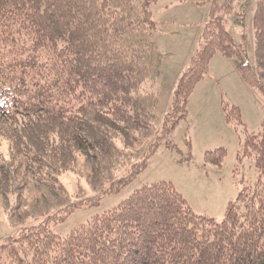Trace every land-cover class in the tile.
I'll use <instances>...</instances> for the list:
<instances>
[{
  "label": "trees",
  "instance_id": "1",
  "mask_svg": "<svg viewBox=\"0 0 264 264\" xmlns=\"http://www.w3.org/2000/svg\"><path fill=\"white\" fill-rule=\"evenodd\" d=\"M157 1L0 0L1 119L26 169L53 193L64 192L58 179L77 153L96 160L95 171L108 172L117 153L140 158L146 136L133 147L126 135L154 134L160 126L149 158L186 117L216 54L242 61L241 75L264 93V0L256 2L252 20L255 66L245 63L226 28L234 0H209L197 50L160 118L162 53L151 10ZM224 109L230 123L243 125L237 106ZM224 155L222 148L207 152L206 163L220 166ZM147 156L121 164L122 175L106 178L102 194L132 181L147 167ZM244 158L258 177L240 180L221 221L197 214L171 182L157 181L65 236L45 221L8 238L0 244V264H264V135L246 134L238 153ZM9 167L0 153L5 195L12 187L3 183L13 182L9 173L16 172Z\"/></svg>",
  "mask_w": 264,
  "mask_h": 264
},
{
  "label": "rangeland",
  "instance_id": "2",
  "mask_svg": "<svg viewBox=\"0 0 264 264\" xmlns=\"http://www.w3.org/2000/svg\"><path fill=\"white\" fill-rule=\"evenodd\" d=\"M256 2L234 0L226 24L237 47L245 53V63L252 66H255L252 20ZM157 3L151 7L155 21L159 20ZM206 6L209 7V4L205 0L200 7L205 9ZM236 23L241 26L242 34L237 30ZM157 36L158 32L156 38ZM166 60V54L162 53L160 79L164 75ZM240 63L242 61L220 54L213 56L209 74L196 85L188 100L186 117L161 140L159 148L149 158V146L160 133V126L154 134L140 131L126 135L125 141L130 142L133 147L146 136L142 140L145 142L140 158H128L117 153L111 157L115 163L108 172L95 171L97 161L89 154L77 153L73 161H68V165L66 163L68 169L59 176L58 180L64 190L60 194L53 193L48 187L38 183L29 173L26 169L27 160L15 150L12 132L2 122L0 115V153L5 166L16 170L15 173H9L13 182L3 183L12 187L11 192L5 195L4 190L0 189V244L45 221L54 232L65 236L74 227L86 223L93 215L116 206L136 189L157 181L171 182L197 214L221 221L227 205L236 199L243 185L240 180H256L258 177L251 159L238 160L242 141L247 133L264 135V93L252 87L250 84L254 83L241 75L238 69ZM167 97L160 90V118L170 108ZM226 105L238 107L243 125L227 120L224 109ZM117 135V138L124 140L120 133ZM221 148L225 150L221 165L206 163V153ZM189 153L191 157H188ZM146 156L147 167L132 181L118 192L102 194L106 178L114 175L118 178L122 175L118 173L121 164L127 160L136 163ZM71 208L73 209L69 212Z\"/></svg>",
  "mask_w": 264,
  "mask_h": 264
},
{
  "label": "crops",
  "instance_id": "3",
  "mask_svg": "<svg viewBox=\"0 0 264 264\" xmlns=\"http://www.w3.org/2000/svg\"><path fill=\"white\" fill-rule=\"evenodd\" d=\"M204 1H157L160 3H157L159 5L157 7L159 20L156 22L159 23V29L156 40L158 39L157 44L161 52L163 51L162 53L167 56L163 67L164 75L160 79V87L161 93L168 96V104L171 103L172 95L180 76L189 66L197 50L204 25L209 19L210 2L206 0L209 7L206 6L203 9L200 5ZM250 6L251 4H249ZM245 7L247 6L245 5ZM240 19L239 21L241 23ZM235 26L242 34L241 26L238 23ZM160 42H163V45H160Z\"/></svg>",
  "mask_w": 264,
  "mask_h": 264
}]
</instances>
